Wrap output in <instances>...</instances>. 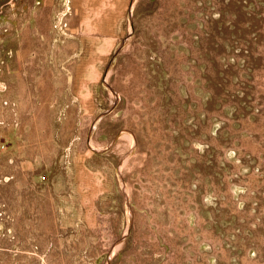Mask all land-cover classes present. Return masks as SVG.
I'll return each mask as SVG.
<instances>
[{"label": "rangeland", "instance_id": "1", "mask_svg": "<svg viewBox=\"0 0 264 264\" xmlns=\"http://www.w3.org/2000/svg\"><path fill=\"white\" fill-rule=\"evenodd\" d=\"M77 2L0 0V154L129 201L101 264H264V0Z\"/></svg>", "mask_w": 264, "mask_h": 264}, {"label": "crops", "instance_id": "2", "mask_svg": "<svg viewBox=\"0 0 264 264\" xmlns=\"http://www.w3.org/2000/svg\"><path fill=\"white\" fill-rule=\"evenodd\" d=\"M71 4L83 8L75 7V0ZM78 121L82 122V114ZM55 150L20 146L0 154V253L5 255L0 256V264H43L42 260L46 264H75L64 258L72 250L80 252L78 264H101L103 247L110 242L105 236L116 235L120 219L128 217L125 208L129 201L120 205L107 195L88 197L82 196V190L76 191L74 187L82 189V154L78 169H74L66 158L59 165ZM76 176L79 183L73 186L71 180ZM120 246L115 250L119 256L110 264H135V252L120 251ZM96 250L100 253H94ZM53 252H62V257L54 259Z\"/></svg>", "mask_w": 264, "mask_h": 264}]
</instances>
